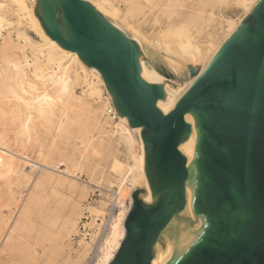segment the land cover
<instances>
[{
	"label": "bare ground",
	"instance_id": "1",
	"mask_svg": "<svg viewBox=\"0 0 264 264\" xmlns=\"http://www.w3.org/2000/svg\"><path fill=\"white\" fill-rule=\"evenodd\" d=\"M19 1L0 0V262L87 264L95 236L82 237L79 226H98L116 193L119 211L90 263L108 264L145 169L143 129L132 128L118 112L98 70L52 40ZM90 1L138 45L141 78L162 85L165 98L157 106L167 113L259 0ZM225 2H233L244 17L217 15ZM34 4L38 7V0ZM149 18L160 26L148 34L141 23ZM189 66L198 71L195 79ZM116 145L124 148L126 162L113 159L115 173L108 174L103 164ZM82 172L89 183L76 179ZM92 183L110 198L84 205Z\"/></svg>",
	"mask_w": 264,
	"mask_h": 264
},
{
	"label": "water",
	"instance_id": "2",
	"mask_svg": "<svg viewBox=\"0 0 264 264\" xmlns=\"http://www.w3.org/2000/svg\"><path fill=\"white\" fill-rule=\"evenodd\" d=\"M37 16L143 129L145 169L108 264H264V0L167 113L162 85L141 78L138 45L89 2L38 0Z\"/></svg>",
	"mask_w": 264,
	"mask_h": 264
},
{
	"label": "rangeland",
	"instance_id": "3",
	"mask_svg": "<svg viewBox=\"0 0 264 264\" xmlns=\"http://www.w3.org/2000/svg\"><path fill=\"white\" fill-rule=\"evenodd\" d=\"M87 2H89L96 10L99 14L102 15V17H104L105 19H107V22L108 23H111V20L109 19V16L107 15V13L105 11H103L102 9H100L98 7V5L90 0H86ZM19 2H21V6L23 7V9H26V13H29V15L32 16V19L38 23V16H37V6H35L34 2H37V0H20ZM215 13L217 15L219 14H226L224 16H227L229 18L232 17V19H238V18H243L244 17V14H243V11L235 6L233 4V2H225L223 4H221L216 10H215ZM233 15V16H232ZM236 17V18H235ZM152 20L149 18L148 20H145V21H142L141 23V27L143 28L144 32L146 33H152L153 31H157L158 27L160 25H155V26H152L150 24ZM152 29V30H151ZM30 36L32 37L33 40L35 41H38L39 39H37V37L33 34H30ZM15 38V37H14ZM2 41H0L1 43ZM76 93L79 94L81 92V89L80 87H77L75 89ZM106 93L103 92L102 93V97L105 98L106 96ZM105 96V97H104ZM110 116H114L112 113L110 114ZM112 125V124H111ZM122 157V159H121ZM113 159H116L117 161L121 162V163H125L126 162V157H125V152H124V148L121 146V145H116L115 146V149H114V153L104 162L103 164V171L106 172V170H108L106 173L110 174V171H112V173H115V171H113L111 169V165H112V161ZM111 163V164H110ZM77 178L74 177V179H78L79 180V183H81V181L86 184V183H89V177L88 175L86 174V172H82L81 175L78 173L77 175ZM80 176V178L78 177ZM84 176V177H83ZM75 179V180H76ZM95 179H97V181L99 180V175H96L95 176ZM86 181V182H85ZM82 184V183H81ZM94 185V186H93ZM96 184L92 183V186L91 185H88V195H87V201L84 202V205H86L88 202H96V201H100V200H105V197L107 198H110L106 193L105 191L103 190H100L99 188L95 187ZM103 186H106L105 183L103 184ZM97 188V189H96ZM104 188V187H103ZM76 249V247L74 248ZM60 262V260H59ZM86 262V261H84ZM82 263V264H85V263ZM0 264H9L8 262H0Z\"/></svg>",
	"mask_w": 264,
	"mask_h": 264
},
{
	"label": "built area",
	"instance_id": "4",
	"mask_svg": "<svg viewBox=\"0 0 264 264\" xmlns=\"http://www.w3.org/2000/svg\"><path fill=\"white\" fill-rule=\"evenodd\" d=\"M118 198L115 193L111 200L107 203V207L105 209V216L101 220H98V226H93V225H88V226H83L84 222H82L79 226V232L82 237H85L86 239L94 234L95 238L93 241V245L91 248V252L87 261V264H90L92 261L95 260L97 254L100 251V248L102 244L104 243L105 239L107 238L111 224L115 220L116 214L119 211V204H118ZM86 217L83 218L84 221H86ZM90 222L86 221L85 223Z\"/></svg>",
	"mask_w": 264,
	"mask_h": 264
}]
</instances>
